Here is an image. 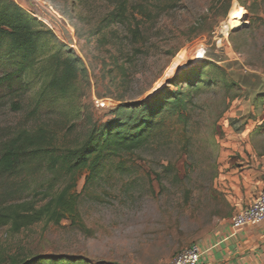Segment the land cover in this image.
<instances>
[{
	"label": "rangeland",
	"instance_id": "1",
	"mask_svg": "<svg viewBox=\"0 0 264 264\" xmlns=\"http://www.w3.org/2000/svg\"><path fill=\"white\" fill-rule=\"evenodd\" d=\"M11 1L51 34L24 76L26 90L1 98L0 146L19 131L45 129L56 153L65 155L110 120L118 104L173 91L183 84L176 79L187 74L197 82L201 70L209 81L194 93L185 123L166 116L144 147L109 156L89 183L88 171L68 175L60 166L50 170L47 161L0 180V207L34 199L42 205L43 195L35 193L51 189L54 195L74 184L80 216V224L43 221L19 234L1 228L0 264L50 257L68 264H167L226 231L264 181V169L254 167L251 156L227 152L230 141L240 142L233 131L249 133L252 127V145L264 148V123L257 124L264 120V99L255 103L264 91V0ZM122 2L126 10L114 20ZM238 8L245 10L239 33L222 38ZM202 47L205 56L198 58ZM69 53L80 58L86 75L67 97L31 116L55 72L52 59ZM208 63L225 69L241 90L228 92ZM235 93L241 96L234 100Z\"/></svg>",
	"mask_w": 264,
	"mask_h": 264
},
{
	"label": "trees",
	"instance_id": "2",
	"mask_svg": "<svg viewBox=\"0 0 264 264\" xmlns=\"http://www.w3.org/2000/svg\"><path fill=\"white\" fill-rule=\"evenodd\" d=\"M124 6L122 2L115 12H112L111 17L114 20L123 15L126 10ZM238 33L235 31L230 36ZM49 34V30L40 27L19 5L11 0H0V101L5 92L16 94L26 90L28 85L24 82V76L35 66L42 41ZM52 60L55 72L39 94L31 116H35L44 108L53 107L67 97L73 83L80 76L86 75L80 58L73 53L63 58L54 57ZM208 68L228 92L241 90L238 83L229 80L225 69L212 63H208ZM206 74L204 70L199 71L197 82L192 81L189 74L183 78L178 77L176 80L183 79V84L173 91L164 88L148 100L118 104L111 112L110 120L93 127L84 144L65 155L56 153L52 139L45 129H39L35 133L19 131L0 146V180L17 177L27 166L33 163L42 165L47 161L48 168L52 171L57 170L58 166L68 175L88 171V183L93 181L103 168L102 162L109 156L133 152L144 147L150 141L153 130L166 116L176 115L179 122L185 123L194 102V93L200 88L201 82L209 81ZM176 80L170 84L175 85ZM240 96L241 94L235 93L232 99ZM263 99L264 94H259L255 103L258 104ZM12 106L14 110L21 109L18 104ZM75 188L74 184H70L58 194L53 195L51 189L35 193L34 197L43 195L45 203L42 205L34 199L1 206L0 229L7 227L12 233L19 234L43 221L60 225L63 221L70 220L73 224H80L78 197L73 192ZM44 262L68 264L64 259L57 257L35 259L26 263L14 261L13 264Z\"/></svg>",
	"mask_w": 264,
	"mask_h": 264
},
{
	"label": "crops",
	"instance_id": "3",
	"mask_svg": "<svg viewBox=\"0 0 264 264\" xmlns=\"http://www.w3.org/2000/svg\"><path fill=\"white\" fill-rule=\"evenodd\" d=\"M263 93L264 91H259L256 95ZM238 122L236 121V124L233 123V127L236 129L240 128ZM263 123L264 120L257 124L258 126H263ZM252 128L249 133L240 132V134H237V131L234 130L233 133L235 136L238 135L236 138L240 142L237 143V139L236 142L230 141L227 152L237 158L249 155L255 162L254 167L264 169V148L258 149L257 146L252 145L250 134L256 127ZM258 186L260 194L264 190V181ZM255 199L249 203L248 207ZM216 234L207 243L198 244L204 253L202 258L203 264H264V223L246 227L235 234L231 228V224H228L226 231ZM207 254L211 255L207 258L205 257Z\"/></svg>",
	"mask_w": 264,
	"mask_h": 264
},
{
	"label": "built area",
	"instance_id": "4",
	"mask_svg": "<svg viewBox=\"0 0 264 264\" xmlns=\"http://www.w3.org/2000/svg\"><path fill=\"white\" fill-rule=\"evenodd\" d=\"M223 29L224 27L220 31V36L222 38H228V34L224 33ZM222 38H220V41H222ZM204 56L205 49L202 47L198 50L197 57L204 58ZM262 223H264V190L249 207L234 214L230 222L234 234L246 227L260 225ZM203 256L204 253L200 247L198 245H192L177 254L167 264H203Z\"/></svg>",
	"mask_w": 264,
	"mask_h": 264
},
{
	"label": "bare ground",
	"instance_id": "5",
	"mask_svg": "<svg viewBox=\"0 0 264 264\" xmlns=\"http://www.w3.org/2000/svg\"><path fill=\"white\" fill-rule=\"evenodd\" d=\"M244 17H245V10L243 8H238L236 10H233L230 15L229 24L224 25V29H223L224 33H227L229 37V35L232 32L238 30V28L243 24Z\"/></svg>",
	"mask_w": 264,
	"mask_h": 264
}]
</instances>
